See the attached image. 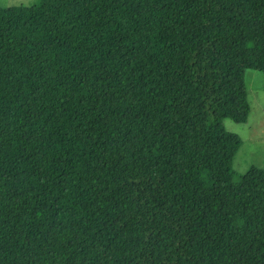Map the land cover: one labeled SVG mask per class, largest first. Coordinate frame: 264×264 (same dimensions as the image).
Masks as SVG:
<instances>
[{"label": "trees", "instance_id": "obj_1", "mask_svg": "<svg viewBox=\"0 0 264 264\" xmlns=\"http://www.w3.org/2000/svg\"><path fill=\"white\" fill-rule=\"evenodd\" d=\"M247 70L264 0L0 8V264H264Z\"/></svg>", "mask_w": 264, "mask_h": 264}, {"label": "rangeland", "instance_id": "obj_2", "mask_svg": "<svg viewBox=\"0 0 264 264\" xmlns=\"http://www.w3.org/2000/svg\"><path fill=\"white\" fill-rule=\"evenodd\" d=\"M40 0H0L1 9L35 8ZM38 20L32 19L29 28L37 30ZM247 101L250 113L245 124H236L223 120L225 130L237 136L241 142L232 163V169L238 175H245L249 169H264V75L247 70L244 74Z\"/></svg>", "mask_w": 264, "mask_h": 264}]
</instances>
